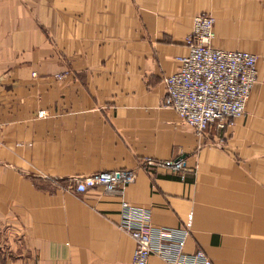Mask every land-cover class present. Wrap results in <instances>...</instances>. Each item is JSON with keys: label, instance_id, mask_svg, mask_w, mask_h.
Wrapping results in <instances>:
<instances>
[{"label": "crops", "instance_id": "0c3cea01", "mask_svg": "<svg viewBox=\"0 0 264 264\" xmlns=\"http://www.w3.org/2000/svg\"><path fill=\"white\" fill-rule=\"evenodd\" d=\"M208 10L213 45L256 50L231 36L264 34V0H0V217L23 235L9 264H132L120 198L73 180L119 168L135 170L125 198L152 225L190 229L185 251L264 264V67L261 100L225 128L199 134L164 103V77Z\"/></svg>", "mask_w": 264, "mask_h": 264}, {"label": "built area", "instance_id": "2783aa9c", "mask_svg": "<svg viewBox=\"0 0 264 264\" xmlns=\"http://www.w3.org/2000/svg\"><path fill=\"white\" fill-rule=\"evenodd\" d=\"M214 14L200 12L194 16L191 32L185 42L188 51L177 56L180 67L164 77V103L173 107L181 120L203 134L211 124L225 128L246 113V106L258 78V55L245 49H228L213 45ZM147 168L165 166L183 172L185 157L143 161ZM195 172V169L193 170ZM134 169L101 170L73 177L78 191L102 187L106 193L118 196L121 203L119 226L136 242L132 264H150L157 255L169 264H214L200 248L185 251L190 234L187 227H155L149 210L131 204L125 198L127 186L135 181Z\"/></svg>", "mask_w": 264, "mask_h": 264}, {"label": "rangeland", "instance_id": "374dc122", "mask_svg": "<svg viewBox=\"0 0 264 264\" xmlns=\"http://www.w3.org/2000/svg\"><path fill=\"white\" fill-rule=\"evenodd\" d=\"M206 12L211 13L212 11L208 10ZM212 14L214 13L212 12ZM231 37L235 38L238 41V43H241L242 45H245L246 42L255 43L256 46H254V49L256 48V50H253V51L257 52L255 53L258 55V61L260 62L261 68L263 69L264 67V34L260 35L259 37H250L245 32V29L241 28V31L239 33H235ZM261 77L264 81V75L263 76L261 75ZM257 82L258 84L255 87ZM260 82H261V79L258 80L257 78V81L254 85L255 89L257 88V91H255L252 96L250 95L248 101L250 99L251 100L258 99L261 96ZM260 100H261V97H260ZM246 112H247V107H246ZM58 185L60 188L62 187V185L60 184ZM12 220L13 219L11 218L0 217V264H9L11 260H14L15 258H20L23 253V250H22L23 235L20 231V228L15 227V223L12 222Z\"/></svg>", "mask_w": 264, "mask_h": 264}]
</instances>
